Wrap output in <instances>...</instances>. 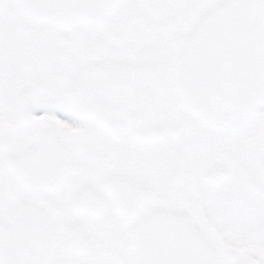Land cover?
Wrapping results in <instances>:
<instances>
[{"label":"snow or ice","instance_id":"snow-or-ice-1","mask_svg":"<svg viewBox=\"0 0 264 264\" xmlns=\"http://www.w3.org/2000/svg\"><path fill=\"white\" fill-rule=\"evenodd\" d=\"M0 264H264V0H0Z\"/></svg>","mask_w":264,"mask_h":264}]
</instances>
